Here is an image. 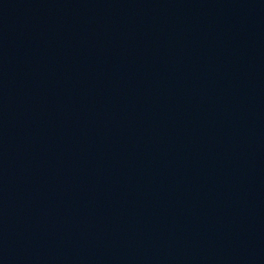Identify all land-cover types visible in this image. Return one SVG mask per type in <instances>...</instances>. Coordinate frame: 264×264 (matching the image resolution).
Wrapping results in <instances>:
<instances>
[{"label":"water","instance_id":"obj_1","mask_svg":"<svg viewBox=\"0 0 264 264\" xmlns=\"http://www.w3.org/2000/svg\"><path fill=\"white\" fill-rule=\"evenodd\" d=\"M0 264H264V0H0Z\"/></svg>","mask_w":264,"mask_h":264}]
</instances>
